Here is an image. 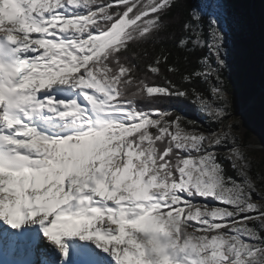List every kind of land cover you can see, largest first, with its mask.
<instances>
[{
	"label": "snow or ice",
	"instance_id": "6c2138e0",
	"mask_svg": "<svg viewBox=\"0 0 264 264\" xmlns=\"http://www.w3.org/2000/svg\"><path fill=\"white\" fill-rule=\"evenodd\" d=\"M229 2L0 0V220L42 226L65 258L79 237L114 264H264V173L224 119L243 28ZM56 86L78 95L58 100ZM43 112L79 123L50 136Z\"/></svg>",
	"mask_w": 264,
	"mask_h": 264
},
{
	"label": "trees",
	"instance_id": "16d2710c",
	"mask_svg": "<svg viewBox=\"0 0 264 264\" xmlns=\"http://www.w3.org/2000/svg\"><path fill=\"white\" fill-rule=\"evenodd\" d=\"M259 1L261 0H230L227 4L229 5V11L239 12L241 17H246V14L250 13L252 18L253 12L256 11L257 6L260 4ZM186 2L193 7L198 4V0H186ZM178 26L179 22L173 21L172 31L177 40L179 39ZM253 32L255 37L253 38L252 45L249 46L252 54L247 57L245 61L243 60L242 67L236 71V79L230 81L225 73L223 74V77L226 81L230 82L232 97L236 103L241 102L242 108H245L251 101L253 102V104L248 106L238 117L244 121L245 125L254 124L253 131L255 129L262 130V134H264V45H261L258 48L254 47V43L259 44L258 40L264 35V27L257 30L255 28L253 29ZM174 42L175 41L165 40L166 44ZM206 51L207 50H205V52ZM247 66L248 68L245 69ZM243 69H245V71L248 70L247 73H245ZM213 82H215L214 78L210 81V84L201 85L208 101V104L205 105L206 108L211 106L216 100V97L212 95L213 89L215 88ZM164 103L167 107L175 109L189 120H197L206 128L209 127L204 111H202L200 106L192 103L190 100L169 98L165 100ZM201 113H204V116H201ZM211 127L218 128L219 126L213 124ZM248 136L250 135L247 134L245 138Z\"/></svg>",
	"mask_w": 264,
	"mask_h": 264
},
{
	"label": "rangeland",
	"instance_id": "374dc122",
	"mask_svg": "<svg viewBox=\"0 0 264 264\" xmlns=\"http://www.w3.org/2000/svg\"><path fill=\"white\" fill-rule=\"evenodd\" d=\"M259 3L256 11L253 12L252 18L250 13H247L246 17H241L243 24L242 31L239 33H233L229 37V55L226 57V62L230 67V71L225 70L222 75L224 73L227 74V78L230 79V81L236 79V71L242 67L243 60L245 61V59L252 54L249 46L252 45L253 38L255 37L253 29L256 28L257 30V28L262 29L264 27V0L259 1ZM225 7L229 10V5L227 3L225 4ZM258 41L259 44L254 43V47L256 48L264 45V35H262ZM213 64H215V60H213ZM247 68L248 66L245 69ZM245 69L243 70L247 73L248 70L245 71ZM214 81L213 85L216 87L218 81L215 78ZM252 104L253 102L251 101L248 106ZM247 107L242 108L241 102L236 103L232 97V105L230 108L232 115L226 116L224 119L236 126L232 130V135L238 138L242 147L248 146L247 154L253 162L254 169L258 170L260 173H264V134H262V130L255 129L253 131L254 124L245 125L244 121L238 117ZM201 116H204V113H201ZM206 120H208L207 117ZM247 134L250 135L248 136L249 138H245ZM4 228L8 229V226L4 224ZM54 254L56 253L51 255L54 256Z\"/></svg>",
	"mask_w": 264,
	"mask_h": 264
},
{
	"label": "bare ground",
	"instance_id": "6f19581e",
	"mask_svg": "<svg viewBox=\"0 0 264 264\" xmlns=\"http://www.w3.org/2000/svg\"><path fill=\"white\" fill-rule=\"evenodd\" d=\"M258 29V28H257ZM63 90H58V89ZM55 93L56 98L59 99H65V100H72L73 98H76L78 93L75 90H72L69 86H56L52 89L51 93ZM46 116V119L43 120V126L42 129L45 126L53 127L55 130H58L59 133H68L70 131H74L78 125V120L75 117H68L65 119H60L55 116L54 113L49 112H43L38 113V116ZM58 133V132H55ZM54 134V131H53ZM4 222L0 220V228H4ZM28 225L34 226L37 228V234L38 238L34 242V247L32 248V263L31 264H54L58 263L61 260V251L57 249L54 245L50 244V242L47 241V239L42 234V226L34 223H26ZM5 229V228H4ZM6 230V229H5ZM8 234H5L3 239L5 243H7L9 240L15 241L13 237H11L12 229H7ZM64 245L69 248H77L78 243L77 241H87L89 242L94 248L97 250H100L102 252V255H105L109 260H113L112 257L108 254L102 251V249L98 248L96 244L93 241L88 240H81L79 237H65L64 238ZM74 239L75 242H72ZM54 254L52 256L51 254ZM72 256V255H71Z\"/></svg>",
	"mask_w": 264,
	"mask_h": 264
}]
</instances>
